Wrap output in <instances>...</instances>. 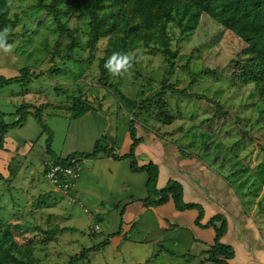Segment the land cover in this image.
<instances>
[{
  "label": "rangeland",
  "instance_id": "obj_1",
  "mask_svg": "<svg viewBox=\"0 0 264 264\" xmlns=\"http://www.w3.org/2000/svg\"><path fill=\"white\" fill-rule=\"evenodd\" d=\"M50 1L44 0V5ZM7 3L9 18H16L17 23L0 37L4 44L0 47V75H19L23 66L31 74L28 82L22 80L0 89L4 122L16 119L14 112L22 102L41 104L44 123L53 133L51 148L59 153L69 127L72 97L92 104L115 105L119 141L132 117L136 124H146L165 142L222 173L242 199L245 212L264 240V213L258 210V203L264 200V188L257 190L252 173L262 157L264 115L260 110L264 105L252 85L236 86L229 81V66L237 52L234 40L219 35L216 28H200L187 34L171 29V49L176 54L165 82L185 89L192 97L165 94L170 112L176 116L167 124L151 111L133 115L129 106L116 97L114 89L117 87L126 97L136 100L158 91L169 67L160 53L141 45L129 51L126 55L132 58L131 67L119 74L108 70V88L100 84L97 66L107 38H101L90 50L88 17L79 15L73 6H60L59 19L72 31V40L37 0ZM217 107L231 116L221 126L211 120ZM28 116L26 127L9 129L7 150L0 151V242L4 223L15 222L18 226L13 233L23 243L31 241L39 264H67L70 257L102 243L120 227L121 233L112 236L106 246L75 264H196L183 256L188 249L186 233L163 230L151 210L141 211L140 206L131 203L132 199H124L127 203L120 202L117 207L109 202L95 207L80 200L73 202L53 188L44 176L45 134H41L33 115ZM139 124L138 130H143ZM35 125L39 133L19 144V135L32 136ZM95 225L99 231L92 230ZM175 236L184 240L182 245L171 240ZM259 246L264 248V242Z\"/></svg>",
  "mask_w": 264,
  "mask_h": 264
},
{
  "label": "trees",
  "instance_id": "obj_2",
  "mask_svg": "<svg viewBox=\"0 0 264 264\" xmlns=\"http://www.w3.org/2000/svg\"><path fill=\"white\" fill-rule=\"evenodd\" d=\"M37 3L46 7L52 14L57 27L72 40H74L72 31L59 19L60 6H73L79 15L88 17L89 38L87 45L90 50L95 48L101 38H107V45L103 55L98 59L97 65L98 80L103 86L108 88L111 86L107 73L109 69L105 65L114 54L126 55L141 45L149 51L158 52L163 56L169 67L165 70L158 91L136 100L126 97L117 87L114 88L116 97L129 106L133 115L151 111L156 119L169 124L176 116L170 112L165 94L171 92L180 97H192L185 89H178L165 82L166 76L171 74L176 54L171 49V29L173 28H178L186 34L200 28H216L219 35L234 40L237 52L236 58L231 60L229 66V81L236 86L252 85L258 95V100L264 105V0H51L47 6L44 5V0H37ZM16 23V18H9L7 0H0V33H4L5 28H8V31L11 30ZM7 33L0 37H4ZM30 74L29 69L23 66L19 69V75L12 77L0 75V89L11 84H18L22 80L28 82ZM194 78L192 76L193 82ZM99 106L86 99H81V97H72L69 118L76 119L91 109H98ZM41 107V104L22 102L14 112L16 119L10 123L3 121L4 114L0 112V150H4L8 130L21 127L25 123L27 115L32 114L41 133L45 134V158L53 163L74 166L81 159H93L100 156L110 157L114 160H128L132 172H144L147 176L146 196L139 199L143 206L156 207L172 200L178 211L189 209L197 211L194 220L197 227H212L214 229L213 243L202 251L201 254L204 256L197 264H229L228 261L234 257L235 253L232 246L221 242L227 228L225 216L215 214L205 224H202L203 207L198 203H186L182 200V186L179 182L170 179L162 188L156 187L158 166L152 161L143 165H139L137 162L135 147L141 138L136 136V122L132 117L128 119L127 125L131 139L127 153L120 155L113 148L106 146L103 139H99L94 143L91 152H72L62 158L51 148L53 133L44 123ZM118 110L119 107H117ZM260 114L264 115V107L260 110ZM230 118V114L220 107H217L211 116V120L219 126ZM239 132L242 136L245 135L242 129ZM260 152L261 160L252 172L257 181V190L264 188V143L260 144ZM180 153L183 156L191 157L185 151L180 150ZM114 205L118 206V204ZM258 210L264 213V200L258 203ZM17 226L18 223L15 222L4 223L0 242V264H39L33 256L31 241L27 240L26 243H23L24 240H19L18 235L13 233V229ZM120 233L119 227L115 233L107 235L102 243L85 248L77 255L70 257L67 264L85 260L90 252L106 246L112 236ZM170 254L174 255L173 252ZM152 258L150 257V259ZM189 258L193 259L194 256L190 255Z\"/></svg>",
  "mask_w": 264,
  "mask_h": 264
},
{
  "label": "crops",
  "instance_id": "obj_3",
  "mask_svg": "<svg viewBox=\"0 0 264 264\" xmlns=\"http://www.w3.org/2000/svg\"><path fill=\"white\" fill-rule=\"evenodd\" d=\"M115 110V105L101 104L98 109H91L76 119L69 118L64 143L59 153L54 152L62 158L72 152L89 153L94 143L103 139L105 145L113 148L118 154L127 153L131 139L126 130L122 140H118L116 118L113 115ZM25 123H29V116L26 117ZM25 123L20 128H23ZM137 124L135 125L136 136L141 138V141L135 147L136 159L139 165L152 161L158 166L156 187L162 188L170 179L179 182L182 186V200L186 203H198L203 207L202 224L215 214L225 216L227 228L221 242L232 246L235 253L234 257L228 261L229 264H264V248L259 246L264 240L255 228L251 217L245 212L242 199L237 197L222 173H217L196 157L183 156L179 148L171 142H165L158 132L146 124H139L145 131L138 130ZM34 128L32 136L19 135L18 143L32 140L35 132L39 133L36 125ZM8 135L9 130L5 137L4 150H7ZM14 144L17 145L13 141ZM77 165L80 168V174L74 180L70 192L73 202L80 200L99 207L104 202L126 204L124 199H132L131 203L140 206L141 211L150 209L163 230H180L186 233L188 249L183 256L196 264L204 256L201 254L202 251L213 243L214 229L200 228L194 224L196 210L178 211L172 200L156 207L143 206L139 199L146 196L147 176L144 172H132L128 160H114L100 156L93 159H81ZM171 240L181 245L184 242L182 238H176V236ZM190 255L194 258H189Z\"/></svg>",
  "mask_w": 264,
  "mask_h": 264
},
{
  "label": "built area",
  "instance_id": "obj_4",
  "mask_svg": "<svg viewBox=\"0 0 264 264\" xmlns=\"http://www.w3.org/2000/svg\"><path fill=\"white\" fill-rule=\"evenodd\" d=\"M79 174L80 168L78 165L67 166L53 163L49 159L44 160L45 178L50 182L53 188L62 191L64 194L68 195L70 199H73L70 192L74 180L79 177ZM92 230L99 231V227L95 225Z\"/></svg>",
  "mask_w": 264,
  "mask_h": 264
},
{
  "label": "clouds",
  "instance_id": "obj_5",
  "mask_svg": "<svg viewBox=\"0 0 264 264\" xmlns=\"http://www.w3.org/2000/svg\"><path fill=\"white\" fill-rule=\"evenodd\" d=\"M8 32V28H5L4 33H0V36L6 34ZM0 47H4L3 40L0 39ZM8 48H5V51H8ZM131 57L128 55H118L114 54L107 62L106 67L113 74H119L121 70L127 71L129 67H131Z\"/></svg>",
  "mask_w": 264,
  "mask_h": 264
}]
</instances>
